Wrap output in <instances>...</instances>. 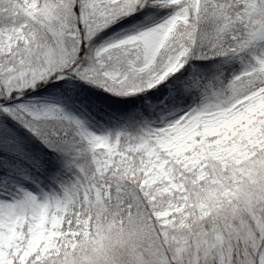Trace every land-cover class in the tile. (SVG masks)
Returning a JSON list of instances; mask_svg holds the SVG:
<instances>
[{"label":"snow or ice","instance_id":"1","mask_svg":"<svg viewBox=\"0 0 264 264\" xmlns=\"http://www.w3.org/2000/svg\"><path fill=\"white\" fill-rule=\"evenodd\" d=\"M0 264H264V0H0Z\"/></svg>","mask_w":264,"mask_h":264}]
</instances>
